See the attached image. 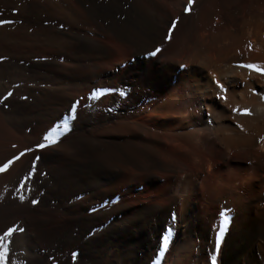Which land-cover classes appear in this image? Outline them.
Masks as SVG:
<instances>
[{"label":"bare ground","instance_id":"bare-ground-1","mask_svg":"<svg viewBox=\"0 0 264 264\" xmlns=\"http://www.w3.org/2000/svg\"><path fill=\"white\" fill-rule=\"evenodd\" d=\"M9 2L0 235L24 264H264V75L238 66L264 69V0Z\"/></svg>","mask_w":264,"mask_h":264},{"label":"rangeland","instance_id":"rangeland-1","mask_svg":"<svg viewBox=\"0 0 264 264\" xmlns=\"http://www.w3.org/2000/svg\"><path fill=\"white\" fill-rule=\"evenodd\" d=\"M9 1H11L12 3H10ZM23 0H8L9 2V6L11 8V13H10V16L12 18V20L16 23L20 18L21 16L23 15V11H22V2ZM39 3V5H38ZM46 6H50L49 9L47 10L46 9ZM52 6V7H51ZM21 8V9H20ZM38 10V11H37ZM22 11V12H21ZM16 12V13H15ZM34 12H44V13H50V14H53V15H61L63 14V11L61 9H59L58 7L54 6L53 3H50L49 0H37V5H36V8L34 10ZM33 13V12H32ZM32 13H28L29 15ZM21 14V15H20ZM27 17H31V16H27ZM26 17V18H27ZM28 20V19H27ZM31 32L30 34L27 32ZM32 28H26V27H20V26H17L15 27V30H13V34H14V41L15 43L13 42V44L11 45H4L5 47H10L11 49L14 48V51L17 52L18 54H23L27 51V47L29 48V45H28V38L31 36L32 32L31 31ZM19 32V33H18ZM25 32V33H24ZM24 38V39H23ZM18 39V40H17ZM27 39V41L25 40ZM23 41H26V42H23ZM8 47V48H9ZM23 48V49H22ZM22 50V51H21ZM26 50V51H25ZM41 52L43 53H47V51L44 49L41 50ZM43 128L42 127H35L32 131V135L34 136H38L40 135V133L42 132ZM14 133L17 135V136H25V132L19 128V132L18 129L14 130ZM12 131V132H13ZM16 131V132H15ZM20 134H19V133ZM2 140V139H1ZM9 244V245H8ZM9 248V250H8ZM11 248V249H10ZM12 250V251H11ZM10 251V252H9ZM17 250L14 249V247H11V244L7 243V255L5 256L4 260L2 262H0V264H24V262L22 261L21 257L18 256V251L16 252ZM11 253V254H9ZM14 253V255H13ZM12 255V257H11ZM14 256V257H13ZM18 261V262H17Z\"/></svg>","mask_w":264,"mask_h":264},{"label":"snow or ice","instance_id":"snow-or-ice-1","mask_svg":"<svg viewBox=\"0 0 264 264\" xmlns=\"http://www.w3.org/2000/svg\"><path fill=\"white\" fill-rule=\"evenodd\" d=\"M192 3V0H189V5H191ZM185 11L187 12L188 9L186 8ZM0 23H5L4 21H0ZM176 21H173L172 24L173 26L175 25ZM169 31H171V29H169ZM251 47V46H249ZM160 51L159 48H157L154 52H151L149 53V55H152V56H155L158 52ZM239 67H242V68H246V69H249L250 71H255L257 72V74L259 75H264V69H261L259 66L257 65H252V64H242V65H238ZM213 83H215V81H213ZM217 88H219L220 92H224L225 91V88L220 85V84H217L216 85ZM218 99H224L223 96H218L217 97ZM76 108V104H73L71 106V109H75ZM71 109H70V112H71ZM233 112H236L237 110L234 108L232 109ZM240 114H246L244 111H241ZM74 118V117H73ZM55 131V129H50L49 132H47L43 137V141L45 143H38L37 144V147L40 148V149H44V148H47V147H50L51 145H54L57 143V139H54L52 137V133ZM30 150V149H29ZM24 153H20V156H23ZM19 159V156H14L13 159L11 160H8L6 163L0 165V172H3L5 171L9 165L13 164V162L15 160H18ZM38 159V158H37ZM21 200H23V196L20 197ZM33 204L37 203L35 200L32 201ZM17 231V229L15 228H8L6 231H3L2 235H0V262H2L5 258V256L7 255V243H8V238L11 237L13 235V233ZM19 231H23V229H19ZM219 240H220V236L218 235L216 237V241L217 243H219Z\"/></svg>","mask_w":264,"mask_h":264}]
</instances>
